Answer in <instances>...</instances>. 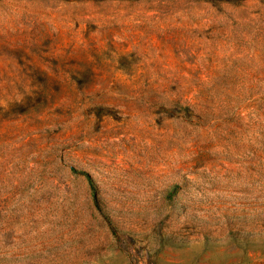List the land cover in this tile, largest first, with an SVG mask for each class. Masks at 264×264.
<instances>
[{
	"label": "rangeland",
	"instance_id": "obj_1",
	"mask_svg": "<svg viewBox=\"0 0 264 264\" xmlns=\"http://www.w3.org/2000/svg\"><path fill=\"white\" fill-rule=\"evenodd\" d=\"M0 264H264V0H0Z\"/></svg>",
	"mask_w": 264,
	"mask_h": 264
}]
</instances>
